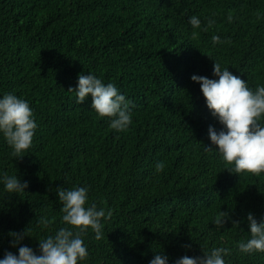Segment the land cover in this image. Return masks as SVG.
<instances>
[{
  "label": "trees",
  "instance_id": "16d2710c",
  "mask_svg": "<svg viewBox=\"0 0 264 264\" xmlns=\"http://www.w3.org/2000/svg\"><path fill=\"white\" fill-rule=\"evenodd\" d=\"M215 62L264 86V0H0V96L26 100L37 123L20 159L0 137V173L29 185L18 195L0 185V258L18 255L9 233L26 229L20 246L39 254L38 240L64 226L55 189L87 187L111 215L100 240L83 237L85 264H149L156 254L175 264L213 247L229 250L225 264H264V252L238 247L250 238L247 215L264 219V173L232 174L206 149L209 126L221 125L191 77L215 78ZM89 72L131 102L127 130L98 117L91 96L75 102L68 90ZM39 217L52 222L45 229Z\"/></svg>",
  "mask_w": 264,
  "mask_h": 264
},
{
  "label": "clouds",
  "instance_id": "9594fccd",
  "mask_svg": "<svg viewBox=\"0 0 264 264\" xmlns=\"http://www.w3.org/2000/svg\"><path fill=\"white\" fill-rule=\"evenodd\" d=\"M232 21L231 15L228 17ZM188 23L193 30L201 28V20L191 16ZM214 23L207 21V31ZM195 35V33H194ZM213 46L221 43L219 36H212ZM213 79L205 76L193 75L191 80L200 85L205 98L206 107L221 125L218 131L209 126L208 137L226 170L237 176L245 174L260 175L264 173V124L259 121L264 117V86H257L255 90L248 87L247 81L234 75L228 68L221 69L219 63L213 65ZM75 93V102L84 104L91 96V110L98 117L109 118V127L116 132L127 130L132 122L130 101L112 83L105 84L91 72L78 75L77 86L70 88ZM37 129L34 113L29 103L14 93H5L0 96V137L11 149V156L20 159L30 149ZM164 168L163 162L155 166L156 172ZM0 185L3 192L18 195L29 187L28 182H22L17 175L0 173ZM62 207L63 227L57 229L53 235L39 239L37 254L28 246H20L25 236H30L28 229L23 233L10 232L12 247H18V255L5 252L0 258V264H85L88 258V249L83 237L89 231L95 234V239L103 237L102 223L106 216L103 208H98L89 201L87 187H63L55 189ZM227 212L218 215L213 223L217 230L225 227ZM38 223L47 228L52 222L47 217L37 218ZM250 238L238 245L245 254L264 252V219L259 222L252 213L247 215ZM239 226V222H234ZM190 248L191 245H186ZM229 250L223 247H213L209 251L203 250L199 257L187 255L177 259L175 264H225L224 257ZM149 264H169V257L156 254Z\"/></svg>",
  "mask_w": 264,
  "mask_h": 264
}]
</instances>
